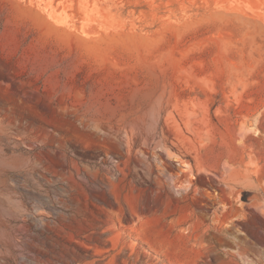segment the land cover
Masks as SVG:
<instances>
[{"label": "rangeland", "instance_id": "374dc122", "mask_svg": "<svg viewBox=\"0 0 264 264\" xmlns=\"http://www.w3.org/2000/svg\"><path fill=\"white\" fill-rule=\"evenodd\" d=\"M0 264H264V0H0Z\"/></svg>", "mask_w": 264, "mask_h": 264}]
</instances>
